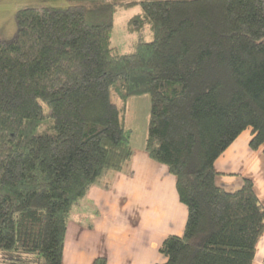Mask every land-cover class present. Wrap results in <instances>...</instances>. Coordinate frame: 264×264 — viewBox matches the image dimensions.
<instances>
[{
	"label": "trees",
	"instance_id": "16d2710c",
	"mask_svg": "<svg viewBox=\"0 0 264 264\" xmlns=\"http://www.w3.org/2000/svg\"><path fill=\"white\" fill-rule=\"evenodd\" d=\"M88 1L21 8L0 42V264H62L74 207L131 156L125 108L141 95L144 150L187 210L161 264H252L264 207L249 179L219 188L214 163L247 129L264 154V0L142 1L124 54L113 15L133 3Z\"/></svg>",
	"mask_w": 264,
	"mask_h": 264
},
{
	"label": "crops",
	"instance_id": "0c3cea01",
	"mask_svg": "<svg viewBox=\"0 0 264 264\" xmlns=\"http://www.w3.org/2000/svg\"><path fill=\"white\" fill-rule=\"evenodd\" d=\"M136 98L127 99L124 115L131 131V156L120 171L101 175L74 207L62 264H91L97 257H104L106 264H161L165 258L158 252L160 243L183 233L187 210L179 202L175 178L145 152L144 131L133 133V120L145 108ZM250 139V130H244L217 158L215 184L233 192L249 179L264 207V154L262 147L249 148ZM263 257L264 232L252 264H262Z\"/></svg>",
	"mask_w": 264,
	"mask_h": 264
},
{
	"label": "rangeland",
	"instance_id": "374dc122",
	"mask_svg": "<svg viewBox=\"0 0 264 264\" xmlns=\"http://www.w3.org/2000/svg\"><path fill=\"white\" fill-rule=\"evenodd\" d=\"M149 0H103L101 3L112 4L113 2L119 3H133L131 6L115 7L113 15V26L110 34L111 43L119 53H127L131 49L133 36L127 32L126 23L134 15L141 11L140 2ZM82 4L88 6L90 1H68V0H0V42L11 41L16 33L17 27L15 22V13L17 10L26 7L42 8V7H56L66 8L71 5ZM137 102L144 103V110L140 111V117L133 120L136 129H132L135 136L144 131L146 134L147 120L149 112V97L147 95L135 96ZM146 97V98H145ZM45 115L48 116L49 111L45 107ZM146 118V119H145ZM145 125V128H144ZM134 128V127H133ZM74 220V218H72Z\"/></svg>",
	"mask_w": 264,
	"mask_h": 264
}]
</instances>
